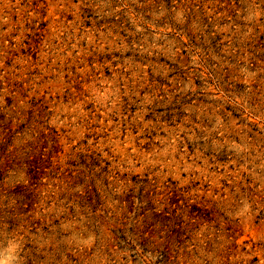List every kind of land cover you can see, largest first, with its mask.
<instances>
[{
  "label": "rangeland",
  "instance_id": "obj_1",
  "mask_svg": "<svg viewBox=\"0 0 264 264\" xmlns=\"http://www.w3.org/2000/svg\"><path fill=\"white\" fill-rule=\"evenodd\" d=\"M0 264H264V0H0Z\"/></svg>",
  "mask_w": 264,
  "mask_h": 264
}]
</instances>
